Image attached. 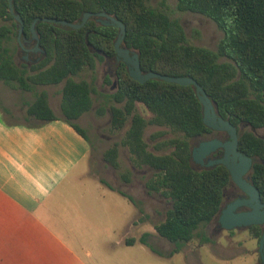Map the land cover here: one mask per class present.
Here are the masks:
<instances>
[{
    "label": "trees",
    "instance_id": "obj_1",
    "mask_svg": "<svg viewBox=\"0 0 264 264\" xmlns=\"http://www.w3.org/2000/svg\"><path fill=\"white\" fill-rule=\"evenodd\" d=\"M8 5V0H0V81L21 90L64 81L59 104L61 118L87 138L86 130L74 121L91 108V93L95 89L90 81L75 80L72 76L84 69L93 71L98 60L115 55L118 28L104 26L94 18L76 29L39 21L35 29L45 56L40 63L27 68L17 65L13 58L18 26ZM176 9L211 18L223 31L217 47L210 49L190 42L179 19L168 11L165 0L159 5H151L147 0H13V10L23 21L26 37L36 17L79 22L86 11L114 15L125 25L122 43L138 52L142 72L191 76L203 86L223 118L233 124L264 127V0H176ZM115 81L114 91L103 95L105 101L112 102L108 106L110 129L117 131L128 126L121 140L103 151L102 159L120 169L118 145H122L135 166L148 165L157 170L146 181V187L159 191L172 204L165 217L154 224V231L175 244L174 252L191 241L198 227L217 213L228 171L222 165L200 171L189 165L188 138L207 129L191 85L159 79L140 83L129 76L123 62L116 66ZM105 82L110 81L106 78ZM138 103L150 112L149 117L139 112ZM103 112L104 104H100L97 113ZM26 113L39 120L22 123L29 126L57 118L43 89L35 91ZM149 125L161 127L152 133L155 149L172 147L170 153L156 154L147 148L144 131ZM165 133L172 136L159 139ZM238 146L264 161V140L251 132L240 136ZM119 175L122 181L129 179L126 171ZM254 184L264 199L261 162L254 163ZM118 192L134 202L132 196ZM139 241L157 252L145 236ZM125 243L132 244L134 240L126 239Z\"/></svg>",
    "mask_w": 264,
    "mask_h": 264
},
{
    "label": "rangeland",
    "instance_id": "obj_2",
    "mask_svg": "<svg viewBox=\"0 0 264 264\" xmlns=\"http://www.w3.org/2000/svg\"><path fill=\"white\" fill-rule=\"evenodd\" d=\"M151 5H159L161 0H147ZM171 16L179 19L187 39L195 45L215 49L223 36V31L209 17L191 11H178L176 0H165ZM15 46V43H13ZM16 48L14 49L15 52ZM13 52V54H14ZM220 60H224L221 58ZM75 80L85 79L91 82L95 91L91 93L93 104L82 113L76 122L86 130L89 136L90 152L84 159V167L78 179H71L68 190L82 212L91 216L93 228L97 230L98 244L90 249L92 259L99 264H254L255 247L253 240H246V235L236 236L234 240L225 242L223 233L214 236V242L206 241L208 229L200 225L191 241L182 244L173 252L175 244L159 236L154 231V224L165 217L171 207V200L157 192H148L145 181L153 174V169L132 165L126 147H119L120 169H113L102 159L103 151L112 143L119 142L127 127L113 131L110 129L109 104L103 95L111 90L115 81L114 71L106 59L97 61L96 68L91 71L84 69L72 76ZM108 78L110 83H106ZM64 81L55 85L36 86V90H45L55 114H60L61 88ZM33 94L29 91L11 89L0 81V102L4 101L11 109L7 115L8 122L35 123L39 120L25 114V103L32 101ZM100 104H104V112L97 113ZM23 105V106H22ZM140 112L150 115L141 104ZM30 117L29 120H27ZM160 127L149 125L144 137L150 149H153L152 133ZM246 130H250L246 126ZM264 134V127L257 128ZM128 170L130 183L126 185L119 177L120 171ZM107 186L109 189L105 188ZM111 188V189H110ZM130 193L134 202L128 201L117 190ZM82 195V196H79ZM141 209V212L139 211ZM132 222V226L130 223ZM129 233V234H127ZM145 236L152 245L154 252L146 244L139 241ZM125 238H132L134 243L125 244ZM230 240V241H229ZM239 240L242 245L239 246Z\"/></svg>",
    "mask_w": 264,
    "mask_h": 264
},
{
    "label": "crops",
    "instance_id": "obj_3",
    "mask_svg": "<svg viewBox=\"0 0 264 264\" xmlns=\"http://www.w3.org/2000/svg\"><path fill=\"white\" fill-rule=\"evenodd\" d=\"M10 112L4 99L0 102V264H99L90 252L98 244L97 230L91 216L72 201L78 195L68 190L90 152L88 134L86 138L76 131L62 114L29 126L8 122Z\"/></svg>",
    "mask_w": 264,
    "mask_h": 264
},
{
    "label": "flooded vegetation",
    "instance_id": "obj_4",
    "mask_svg": "<svg viewBox=\"0 0 264 264\" xmlns=\"http://www.w3.org/2000/svg\"><path fill=\"white\" fill-rule=\"evenodd\" d=\"M94 19H97V22L100 23V21L102 19H104V17L103 16H95ZM22 37H25V39L24 40L21 39V43H19L17 41V46H16V50L13 54V58H14L15 62L17 63V65H25L27 68H31L32 66L40 63L43 60L45 55L39 49L36 48V40L31 37V34L28 37H26L22 33ZM103 59H106V62L109 64V66H111L112 70L114 71V76H115L116 66L122 61H120L115 55L113 57H104ZM114 86L116 87V81L112 82L111 90L114 88ZM19 90H21V89H19ZM23 91H29L35 97V91H37V90L35 87L32 90H23ZM112 91H114V90H112ZM111 92H109V93H111ZM33 100H34V98H33ZM32 101L24 104L25 114H27L26 110H27L28 104H30ZM138 105H139V103L137 104V108L139 107ZM142 107H143V105H142ZM140 113L145 117L150 116V115L146 116V114L144 112H140ZM224 119H226V118H224ZM226 120H228V119H226ZM231 124L234 125L236 128L237 151H239V152H241V153H243V154H245L251 158L250 167L242 175V178L245 181L249 182L253 187H255L257 189V187L254 184V163L255 162H261L264 164V161H260V159L254 155V152L251 155H248L245 152H243L238 146V141H239L240 136L246 131L251 132L253 134V136H257L263 140H264V134L257 132V128H260V127H254V126L247 124V123L239 122L237 124H233V123H231ZM127 126H128V124H126L125 127H127ZM246 126H249L250 130H246L245 129ZM160 129H161V127L158 130H160ZM171 136L172 135L170 133H165V134L161 135V137L159 139L163 140V139H167ZM212 140L227 142V141L231 140V135L226 130L211 129V128L207 127V129L204 130L203 132L198 133V134H194L193 136H190L188 138L189 165L194 170L200 171L203 169H211V168H214L218 165H222L221 163H218L216 161L224 157L225 150L223 147H220V146L215 147L214 149L208 151L207 153H205L202 156H200L201 153L198 152V150L201 148L203 143H206V142L212 141ZM152 141L154 142L153 147H152L153 149H150L149 146L147 148L156 154L170 153L173 150L172 147H165L163 149L157 150L154 147L156 140L152 139ZM114 143H116V142H114ZM120 146H122V145H118V151H119ZM193 152L196 153V156L193 154ZM129 158H130V154H129ZM130 161H131V159H130ZM131 163L133 166H135L132 161H131ZM142 166H146V167L153 169L152 167H150L148 165H142ZM222 166H224V165H222ZM135 167H137V166H135ZM113 169H115V168H113ZM226 170H227V168H226ZM126 172H128L129 179L127 181H123V182L126 185H128L130 183L129 182L130 181V174H129L130 172L128 170H126ZM156 173H157V170L153 169V174L150 177L154 176ZM119 177H120V175H119ZM150 177H148L146 179V181ZM146 181H145V187H146ZM146 189H147V187H146ZM117 191H119V189ZM121 191H123V190H121ZM147 191L149 193L150 192L160 193L159 191H153V190H148V189H147ZM123 192L126 193L125 191H123ZM258 193H259V191H258ZM126 194L129 196H132L130 193L129 194L126 193ZM246 212H251V213H253V215L255 214L254 220H257V223H250V224L238 223L239 222L238 215H240L242 213H246ZM205 225L208 229V236L206 237L205 240L209 241L210 243H215L216 241L214 242V238H215L214 236H217L221 233H223L222 237L224 238L225 242H227L228 239L234 240V238L236 236H239L241 234H245L246 240H243L242 242H246L247 240H253L255 243V247L252 249V253L254 254V259H255L254 264H264V258H263L264 257V238H263L262 245H261L262 247L260 250V239H261L262 233L264 232V199L261 197L260 193H259V200L255 199V197L252 198L251 195L246 193L238 184H236V182L231 178L229 171H228V180L221 190V201H220L219 209H218L217 213L208 222L205 223ZM257 232H258V234H256ZM238 242L240 243L239 240H236V243H238ZM242 242L238 245L243 246Z\"/></svg>",
    "mask_w": 264,
    "mask_h": 264
},
{
    "label": "water",
    "instance_id": "obj_5",
    "mask_svg": "<svg viewBox=\"0 0 264 264\" xmlns=\"http://www.w3.org/2000/svg\"><path fill=\"white\" fill-rule=\"evenodd\" d=\"M8 11L13 16L17 23V33L16 39L21 43L23 33V21L20 16L13 10V0H8ZM95 16H103L104 19L100 21V24L104 26H115L118 28L116 38L114 40V50L115 56L122 61L127 69L129 76L137 80L140 83L145 82L148 79H159L167 82H172L180 85H191L194 89L195 95L202 107V122L205 126L211 129L226 130L231 135V140L227 142H221L218 140L208 141L203 143L201 148L198 150L201 153L200 156L204 155L208 151L214 149L215 147H223L225 150L224 157L217 160L216 162L224 165L230 173L231 178L238 184L246 193L251 195L252 198L259 200L258 190L253 187L249 182L242 178V175L249 169L251 164V158L247 155L237 151V133L236 128L228 120L224 119L219 115L216 105L212 102L210 97L207 95L203 86L200 85L191 76H170L166 74H161L154 71L142 72L140 67L139 54L136 50L126 47L122 40L125 35V25L114 15L108 14L104 11L101 12H89L86 11L82 14L79 22H71L65 19H58L53 17H36L32 20L30 24V34L31 37L36 40V48L39 49L45 55V51L39 47V37L36 32V25L39 21L54 23L63 28H80L89 18H94ZM97 21V19H95ZM115 83V82H114ZM196 156V153L193 152ZM199 156V157H200ZM253 213L246 212L238 215V223L250 224L257 223L254 220ZM264 238V232L262 233L260 239V250L262 241ZM264 258V257H263Z\"/></svg>",
    "mask_w": 264,
    "mask_h": 264
}]
</instances>
